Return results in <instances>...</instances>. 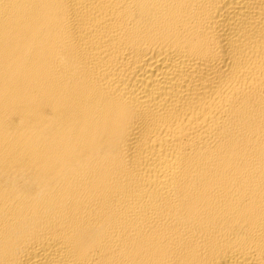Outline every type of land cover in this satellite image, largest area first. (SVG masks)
Wrapping results in <instances>:
<instances>
[{
  "label": "bare ground",
  "instance_id": "bare-ground-1",
  "mask_svg": "<svg viewBox=\"0 0 264 264\" xmlns=\"http://www.w3.org/2000/svg\"><path fill=\"white\" fill-rule=\"evenodd\" d=\"M0 264H264V0H0Z\"/></svg>",
  "mask_w": 264,
  "mask_h": 264
}]
</instances>
